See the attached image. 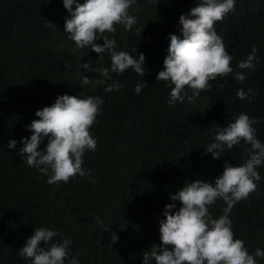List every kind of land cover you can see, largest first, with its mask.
Returning <instances> with one entry per match:
<instances>
[{
    "label": "clouds",
    "instance_id": "9594fccd",
    "mask_svg": "<svg viewBox=\"0 0 264 264\" xmlns=\"http://www.w3.org/2000/svg\"><path fill=\"white\" fill-rule=\"evenodd\" d=\"M151 1L152 8L158 11L156 0ZM187 1L193 7L180 15L179 23L174 19L168 31L151 34H165V39L169 36L164 68L155 63L143 81L133 84L132 94L149 88L151 93L159 87L166 95L167 106H188L193 119L186 132H192L195 121L217 119L224 110L226 95L234 114L223 118L218 129H213L215 136L195 142L202 143L199 155L206 163H218L209 176L215 182L196 179L171 195L179 208L173 212L176 203L165 205V219L159 222L161 244L150 251L139 250L137 259L143 257V264H151L152 260L155 264H257L256 258H264V250L257 248L250 254L244 241L234 239L229 213L236 203L257 190L256 182L264 174V120L245 113L250 104L258 113L264 112V104L257 106L264 103V45L256 44L249 51H230L228 45L234 40L227 39L228 33L222 28L216 33L214 25L235 10V0ZM24 3L39 13L45 28H49L43 36L44 47L38 53L74 57L84 74L77 71L64 76L58 91L42 94L41 80L32 79L19 86V98L31 103L27 104L23 120L9 106L0 104V166L7 173L31 172L35 180L50 190L69 186L71 178L84 181L86 177L95 183L90 172L82 168L85 152L96 150L97 140L89 129L96 128L94 124L104 103L100 96H93L92 87L106 84L105 92L120 91L123 85L113 79L112 73L119 76L132 69L141 77L145 75L144 52L134 56L121 49L129 32L141 31L135 26L140 10L137 0ZM178 26L182 38L171 34V29ZM133 51L137 53V49ZM105 54L110 57V68H96ZM97 76L100 78L96 79ZM221 81L233 83L228 94V86ZM207 92L221 100L209 105ZM42 96L46 97L41 99ZM232 157L238 161L231 163ZM217 199H222L226 207L223 215L213 218L209 207ZM102 208L105 206L101 207L97 200L86 202L82 197L70 204L58 199L40 203L30 214L34 223L16 232V238L24 243L19 255L30 259L31 264H78L79 254L74 256V246L88 244L80 242L81 236L103 224ZM112 237L118 239L115 234Z\"/></svg>",
    "mask_w": 264,
    "mask_h": 264
},
{
    "label": "trees",
    "instance_id": "16d2710c",
    "mask_svg": "<svg viewBox=\"0 0 264 264\" xmlns=\"http://www.w3.org/2000/svg\"><path fill=\"white\" fill-rule=\"evenodd\" d=\"M12 1L0 0V104L9 106L23 120L27 104L31 103L19 98V86L36 79L44 82L39 94L58 91L64 76L84 72L74 57L55 52L38 53L44 47L43 36L49 33V28H45V20L39 13L25 7V0ZM235 1V10L214 25L216 33L222 28L228 33L227 39L234 40L228 45L230 51H249L256 44L264 45V0ZM137 4L140 10L135 16V26L141 30L140 34L129 32L121 49L134 56L144 52L145 75L141 77L132 69L119 76L112 73L113 79L123 85L120 91L105 92L106 84L92 87L93 96H100L104 103L94 124L96 128L89 129L97 140L96 150L85 152L82 168L90 172L95 183L86 177L84 181L71 178L69 186L50 190L35 180L31 172L7 173L0 166V264H31L30 259L18 253L24 243L16 238L17 230L34 223L30 214L40 203L58 199L70 204L77 197L86 202L97 200L101 207L105 206L101 209L105 215L103 224L95 225L80 238L81 243L88 244L74 246V256L79 254L78 264H143V257L137 259L139 250L150 251L161 244L159 222L165 219V205L176 203L173 212L179 208V203L170 196L196 179L215 182L209 176L218 163L212 160L206 163L199 155L202 143L195 142H205L215 136L213 129L217 130L223 118L234 114L228 95L217 119L195 121L192 132H186L193 119L188 106H167L166 95L159 87H154L151 93L149 88L132 94L133 84L143 81L155 63L164 68L169 36L165 39V34H151L163 29L168 31L174 19L179 23L180 15L188 13L193 5L187 0H156L158 11H155L151 0H137ZM180 27L172 28L171 34L182 38ZM110 66V57L105 54L96 68ZM221 83L228 86V94L233 83ZM220 100L207 92L209 105ZM258 112L250 104L245 113L264 120V112ZM261 131L264 135V129ZM233 161L238 159L232 157L230 162ZM256 183L257 190L236 203L229 213L234 239L244 241L250 254L257 248L264 250V174ZM225 207L223 200L217 199L209 211L213 218H219ZM113 234L118 237L116 241ZM256 260L257 264H264V258Z\"/></svg>",
    "mask_w": 264,
    "mask_h": 264
}]
</instances>
